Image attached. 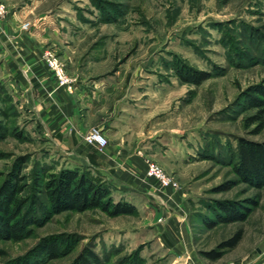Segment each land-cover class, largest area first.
I'll list each match as a JSON object with an SVG mask.
<instances>
[{"label": "rangeland", "instance_id": "1", "mask_svg": "<svg viewBox=\"0 0 264 264\" xmlns=\"http://www.w3.org/2000/svg\"><path fill=\"white\" fill-rule=\"evenodd\" d=\"M0 2L8 8V17L0 21V33L4 34L0 66L7 54L5 29L17 25L30 32L41 27L48 33L46 38L37 35L48 42L42 59L45 52H53L73 84L61 54L51 44L55 33L71 44L73 60L84 63L86 73L95 77L123 74L134 87L143 85L139 79L152 77L160 92L166 90L157 94L160 116L167 111V117H173L175 135L184 139L185 154L175 177L157 165L178 185L177 189H168L178 193L189 208L187 217L198 259L240 264L264 251V187L240 182L231 166L240 139L264 142V118L259 128L253 120L258 111L247 110L243 102L250 89L264 88V0ZM188 70L208 73L209 78L199 85L182 83L179 73ZM13 90L0 69V186L12 171H18L30 193H37L49 213L43 193L45 177L70 165L80 167L71 170H87L46 140L32 113L31 101ZM229 183V190L221 189ZM112 194L111 188L114 203L130 204L124 198L116 201L117 196ZM246 201L251 205L247 206L250 212L245 221L213 228L206 225L215 223L217 203L247 205ZM143 203L137 202L139 209L130 204L135 213L128 216L110 217L99 209L51 215L41 225L31 226L28 238L1 241L0 264L34 258L33 250L49 237H59V256L45 264H78L83 258L89 260V253L100 264H148L142 255L153 252L154 243H162L163 221L161 216L154 221L158 210L154 202ZM34 211L42 222L39 209ZM237 232H241V239L234 248L219 249ZM70 238L75 239V245L65 252L62 243ZM210 251L221 253V257L206 259L203 254Z\"/></svg>", "mask_w": 264, "mask_h": 264}, {"label": "crops", "instance_id": "2", "mask_svg": "<svg viewBox=\"0 0 264 264\" xmlns=\"http://www.w3.org/2000/svg\"><path fill=\"white\" fill-rule=\"evenodd\" d=\"M35 30L22 31L17 25L5 29L7 54L0 69L13 92L31 101L32 113L46 140L68 160L84 164L88 172L106 182L116 201L124 198L137 209L140 200L143 205L154 202L158 206L154 221L162 217V243L158 239L160 249L154 251L158 246L154 243L153 252L143 253L148 264H222L197 258L188 206L178 193L159 189L146 177L147 162L162 166L173 177L184 162V139L175 135L173 117L168 118L167 111L160 116L157 94L166 90L160 92L152 77L139 79L143 85L134 87L123 74L95 77L86 73L84 63L73 60L71 44L55 33L51 44L75 81L71 92L60 88L42 59L48 43L42 38L48 35L47 29ZM40 34H44L42 38L37 36ZM91 128L99 129L106 138L108 144L103 150L84 143L83 137ZM67 168L80 169L76 165ZM240 264H264V251Z\"/></svg>", "mask_w": 264, "mask_h": 264}, {"label": "trees", "instance_id": "3", "mask_svg": "<svg viewBox=\"0 0 264 264\" xmlns=\"http://www.w3.org/2000/svg\"><path fill=\"white\" fill-rule=\"evenodd\" d=\"M209 78L208 73L188 70L179 73L182 83L199 85ZM256 95H259L257 97ZM244 106L247 110L256 109L258 111L254 121H257L259 128L263 125L264 118V88L250 89L245 93ZM2 136L0 135V140ZM232 169L239 181L248 186L264 187V142L257 143L240 139L237 143ZM43 193L50 206L47 213L38 201L37 193H30L29 186L24 183V178L18 171H12L7 179L0 186V242L12 241L20 242L31 235V226L41 225L51 215L64 212H85L90 209H99L110 217L128 216L135 213V209L128 203H114L111 198L110 186L100 178L92 175L88 171H78L64 169L56 175L45 177ZM35 178L34 183H38ZM232 184H227L222 190H229ZM29 192V193H28ZM250 201L247 205L240 203H217L215 223H207L208 228H213L218 224H231L243 222L249 215ZM41 213L42 222L38 221L35 215V208ZM59 237H49L42 240L36 249L33 250L32 257H24L9 261L6 264H45L59 256ZM241 239V232H237L232 238L219 245V249L234 248ZM65 252H70L75 245V239L70 238L63 243ZM87 258L81 259L78 264H100L98 258L89 253ZM203 256L211 261L218 260L221 253L210 251Z\"/></svg>", "mask_w": 264, "mask_h": 264}, {"label": "built area", "instance_id": "4", "mask_svg": "<svg viewBox=\"0 0 264 264\" xmlns=\"http://www.w3.org/2000/svg\"><path fill=\"white\" fill-rule=\"evenodd\" d=\"M8 17V8L0 2V21ZM28 26L23 25L26 29ZM44 62L53 73L58 87H63L68 90L72 89L73 81L68 77L65 67L59 62L58 58L53 52H45L43 55ZM83 141L87 146L95 148L97 150H103L107 146V140L103 136L102 132L97 128L89 129L84 137ZM146 177L151 180L155 185L162 189H177L178 185L175 181L169 178L161 168L152 162L146 163Z\"/></svg>", "mask_w": 264, "mask_h": 264}]
</instances>
